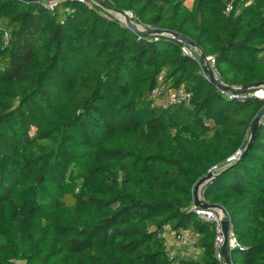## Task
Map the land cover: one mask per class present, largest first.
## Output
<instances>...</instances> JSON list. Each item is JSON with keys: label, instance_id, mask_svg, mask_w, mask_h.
Masks as SVG:
<instances>
[{"label": "trees", "instance_id": "obj_1", "mask_svg": "<svg viewBox=\"0 0 264 264\" xmlns=\"http://www.w3.org/2000/svg\"><path fill=\"white\" fill-rule=\"evenodd\" d=\"M99 1L0 0V264H223L191 210L214 166L203 196L232 221L231 263L264 264V117L247 149L264 99L202 73L204 55L235 89L264 82V0ZM166 226L200 256L170 257Z\"/></svg>", "mask_w": 264, "mask_h": 264}, {"label": "built area", "instance_id": "obj_2", "mask_svg": "<svg viewBox=\"0 0 264 264\" xmlns=\"http://www.w3.org/2000/svg\"><path fill=\"white\" fill-rule=\"evenodd\" d=\"M61 1L80 2V3H84L89 8H93L94 5H97V6L101 5L99 0H50L48 2H45V6L49 9H52L54 7L55 3L61 2ZM231 10H232V6L229 5L227 7L226 11L229 13ZM123 11L132 20V13L130 11H127V10H123ZM117 16H118L120 23L122 25H126L125 18L121 15H118V14H117ZM141 28L144 29L142 26H141ZM5 38L8 39L9 35L6 34ZM183 52L185 54L190 55L193 58L196 57L194 52H191L187 48H183ZM206 62L208 63V65L212 69L215 77L218 79H221L220 73H219L218 69L216 68L215 59L213 57H207ZM202 73H204L208 77L206 71H203ZM161 92H162V89H157L154 94L156 97H158L161 94ZM224 93L229 98L242 96L240 94L237 95L236 93H234L232 91H224ZM254 95L256 96L255 93H254ZM166 98L170 102L186 103L189 101L190 94L186 93L185 91H181V90H179V91L172 90V91H169L168 93H166ZM238 154H239V152L236 155L229 158L228 162L234 161L237 158ZM217 169H218V167L214 166L210 170V173H215V171ZM206 184H204L200 188V192H199L200 200L204 201V202H205V200H204L203 192H204V188H205ZM191 210H193L203 220H205L207 222L214 223L215 231H216V240H215L216 258L220 262H222L223 264H226L225 258L221 252V248H222V244H223V230H222L223 213H222V211L215 209V208H201V207L197 206L196 203H194ZM159 236L165 240L164 242L168 248L170 257L173 255V253L178 252V251H181L183 254H186V255L192 254V253L194 254V253H197L199 251L196 247L197 238L193 237V235L189 231L175 232L170 228V226H166L163 229V231L160 233ZM228 236H229L228 245H229V251H230V249L232 250L238 246L236 237L234 236V232H233V224H232V221L230 220V218H229Z\"/></svg>", "mask_w": 264, "mask_h": 264}, {"label": "water", "instance_id": "obj_3", "mask_svg": "<svg viewBox=\"0 0 264 264\" xmlns=\"http://www.w3.org/2000/svg\"><path fill=\"white\" fill-rule=\"evenodd\" d=\"M24 1H31V0H24ZM103 6H105L107 9H109L110 11H112L115 14L121 15L125 18L126 21V25L128 28H130L134 33L138 34V35H142V36H151V35H171L174 36V38L178 41H181L182 43L193 47V48H197L199 50H201L195 43H193L191 40L184 38L183 36L176 34L174 32H169V31H165V30H160V29H156V30H144L141 28L140 25L134 23V21H132L123 10H119L116 8H112L109 5L104 4ZM202 63H205L206 66V73L209 77V81L215 85L218 86L220 89L224 90V91H232L234 93H242V92H246L248 90L254 89V90H259V89H264V82H258V83H252L249 84L247 86H245L244 88L241 89H235L225 83L222 82L221 79H218L215 77L212 69L210 68V66L208 65V63L205 60V56L202 55ZM264 117V108L262 110V112L258 115V117L255 119L253 127H252V134H251V138L249 141V144L247 146V149L250 147V145L252 144L253 140H254V136H255V132H256V128L259 125V122L261 121V119ZM244 155V154H243ZM216 174L214 173H209L205 178L199 180L196 185L194 186V191H193V195H194V201L196 203L197 206L201 207V208H215L218 209L220 211H222L223 213V220H222V230H223V244H222V248H221V252L225 258V262L226 264H232L231 263V258H230V251L228 248V240H229V236H228V230H229V217L227 212L220 207L219 205L216 204H209L207 202L201 201L200 197H199V192H200V188L206 184L208 181H210Z\"/></svg>", "mask_w": 264, "mask_h": 264}, {"label": "rangeland", "instance_id": "obj_4", "mask_svg": "<svg viewBox=\"0 0 264 264\" xmlns=\"http://www.w3.org/2000/svg\"><path fill=\"white\" fill-rule=\"evenodd\" d=\"M41 1H42V2H48V1H50V0H41ZM193 2H194V0H187L185 6H186L187 8H189V9H191L192 6H193ZM134 23H135V22H134ZM138 25H139V24H138ZM255 94H256V96L261 97V98L264 99V89H259V90H257V91L255 92ZM193 237H194V236H193ZM195 238H196V237H195ZM199 252H200V251H199ZM199 252L195 253L197 258H198V256H200V253H199ZM193 255H194V254H193Z\"/></svg>", "mask_w": 264, "mask_h": 264}, {"label": "crops", "instance_id": "obj_5", "mask_svg": "<svg viewBox=\"0 0 264 264\" xmlns=\"http://www.w3.org/2000/svg\"><path fill=\"white\" fill-rule=\"evenodd\" d=\"M194 237H196V236H194Z\"/></svg>", "mask_w": 264, "mask_h": 264}]
</instances>
